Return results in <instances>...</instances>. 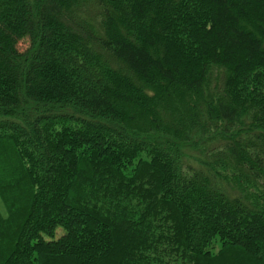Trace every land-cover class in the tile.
<instances>
[{
	"label": "trees",
	"instance_id": "16d2710c",
	"mask_svg": "<svg viewBox=\"0 0 264 264\" xmlns=\"http://www.w3.org/2000/svg\"><path fill=\"white\" fill-rule=\"evenodd\" d=\"M0 202V264H264V0H0Z\"/></svg>",
	"mask_w": 264,
	"mask_h": 264
},
{
	"label": "rangeland",
	"instance_id": "374dc122",
	"mask_svg": "<svg viewBox=\"0 0 264 264\" xmlns=\"http://www.w3.org/2000/svg\"><path fill=\"white\" fill-rule=\"evenodd\" d=\"M20 50H24L26 47H27V43L26 41H21L19 44H18ZM0 212L3 216H5V208L3 207L2 203L0 202Z\"/></svg>",
	"mask_w": 264,
	"mask_h": 264
}]
</instances>
